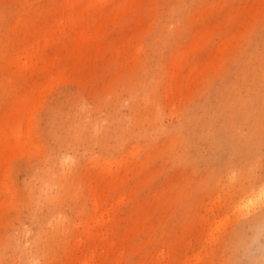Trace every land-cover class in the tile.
I'll list each match as a JSON object with an SVG mask.
<instances>
[{
	"label": "rangeland",
	"instance_id": "rangeland-1",
	"mask_svg": "<svg viewBox=\"0 0 264 264\" xmlns=\"http://www.w3.org/2000/svg\"><path fill=\"white\" fill-rule=\"evenodd\" d=\"M263 218L264 0H0V264H264Z\"/></svg>",
	"mask_w": 264,
	"mask_h": 264
},
{
	"label": "bare ground",
	"instance_id": "bare-ground-1",
	"mask_svg": "<svg viewBox=\"0 0 264 264\" xmlns=\"http://www.w3.org/2000/svg\"><path fill=\"white\" fill-rule=\"evenodd\" d=\"M255 220H256V218H255ZM254 228H255V235L259 234V232L262 229H264V218L261 221H258V222L255 221ZM255 235H254L252 241H250V240L244 241L245 248H246L247 245H248V248H249V246L252 245L255 242ZM254 261L257 262V263L263 262L264 261V251L260 252L259 255L258 254H254Z\"/></svg>",
	"mask_w": 264,
	"mask_h": 264
}]
</instances>
